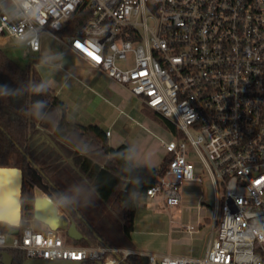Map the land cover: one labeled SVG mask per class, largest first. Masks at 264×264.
<instances>
[{
  "label": "built area",
  "instance_id": "1",
  "mask_svg": "<svg viewBox=\"0 0 264 264\" xmlns=\"http://www.w3.org/2000/svg\"><path fill=\"white\" fill-rule=\"evenodd\" d=\"M45 4L36 23L13 0H0V36L38 35L36 47L25 43L33 51L41 49L45 32L66 41L178 130L164 143L168 169L146 195L162 196L168 207L179 205L183 185L199 178L196 161L212 180L215 207L206 254H138L148 256L150 264H264V0ZM82 9L89 17L75 33L63 36L68 21ZM62 232L23 214L20 232L10 241V234L0 232V249L81 264H119L136 253L125 247L76 245Z\"/></svg>",
  "mask_w": 264,
  "mask_h": 264
},
{
  "label": "trees",
  "instance_id": "2",
  "mask_svg": "<svg viewBox=\"0 0 264 264\" xmlns=\"http://www.w3.org/2000/svg\"><path fill=\"white\" fill-rule=\"evenodd\" d=\"M88 17L89 12L82 9L68 21L63 33H75ZM41 82L46 91L33 95L31 86ZM5 85L17 91L0 98V166L21 167L25 179L51 194L84 234L71 243L132 248L133 195L145 192L166 173L169 157L158 168L131 165L127 146L112 148L99 125L70 120L67 104L40 72L30 64L22 66L0 46V86ZM35 100L46 103L43 120L25 115ZM145 111L179 134L151 107ZM6 250L12 264H23L27 258L23 250ZM119 264L150 263L148 256L132 253Z\"/></svg>",
  "mask_w": 264,
  "mask_h": 264
},
{
  "label": "crops",
  "instance_id": "3",
  "mask_svg": "<svg viewBox=\"0 0 264 264\" xmlns=\"http://www.w3.org/2000/svg\"><path fill=\"white\" fill-rule=\"evenodd\" d=\"M68 34L63 33V36ZM12 38L0 36V46L5 51ZM48 38L54 39L51 46L46 44ZM34 52L39 53L35 68L67 104L70 120L99 125L112 148H129L127 160L131 165L161 166L167 156L164 143L169 138L163 136L165 128L150 119L145 111L147 105L141 98L137 104L133 102L136 97L127 86L91 66L72 51L66 41L49 33L41 35V49ZM197 165L199 178L183 185L179 205L168 207L160 195L134 193L136 209L130 249L143 254L155 252L191 257L206 254L213 228L215 191L207 171L200 163Z\"/></svg>",
  "mask_w": 264,
  "mask_h": 264
},
{
  "label": "water",
  "instance_id": "4",
  "mask_svg": "<svg viewBox=\"0 0 264 264\" xmlns=\"http://www.w3.org/2000/svg\"><path fill=\"white\" fill-rule=\"evenodd\" d=\"M24 170L17 166H0V232L18 234L23 214L35 217L51 229L62 230L74 240H81L84 234L75 221H71L64 209L50 193L34 185L42 196H35L29 205H23ZM130 183L125 189L128 190ZM30 210V212H27ZM0 264H12L11 254L5 250L0 254ZM23 264H81V260L26 258Z\"/></svg>",
  "mask_w": 264,
  "mask_h": 264
},
{
  "label": "rangeland",
  "instance_id": "5",
  "mask_svg": "<svg viewBox=\"0 0 264 264\" xmlns=\"http://www.w3.org/2000/svg\"><path fill=\"white\" fill-rule=\"evenodd\" d=\"M49 39V38H48ZM54 39L50 38L49 40H47V45L51 46V44H53ZM6 53L12 57L15 61H17L19 64H21L22 66H26V65H32L33 67H36L38 64V55L39 53L32 51L25 43L24 44H20L18 43V39L16 38H12L9 43H8V47L6 50ZM129 89V88H128ZM130 90V89H129ZM131 91V90H130ZM131 93H133L131 91ZM134 94V93H133ZM135 95V94H134ZM134 97H136V104L138 103V101L140 102V97L135 95ZM149 117L151 120H154L159 126H162L163 128H165V135H163L164 137L167 138H171L175 133L173 132V130L170 129V127H167L164 123H162V121L157 118L155 115H151L149 114ZM193 133L198 134V130L197 129H192ZM198 160V159H197ZM200 163L199 161H196V164ZM198 166V165H197ZM207 173H205L204 175H206ZM221 193L223 194V191H221ZM35 194L37 195H43V191H39L37 189V187H34L31 183L30 180L25 179L24 180V187H23V205H29L33 198L35 197ZM35 225H37V227L39 226V222L35 223ZM61 236L66 239L69 242H72L73 240L71 238H69L67 236L66 232H62ZM13 238L12 235H8V240L10 241ZM76 245H81V246H93L94 244H76ZM118 247V246H115Z\"/></svg>",
  "mask_w": 264,
  "mask_h": 264
},
{
  "label": "clouds",
  "instance_id": "6",
  "mask_svg": "<svg viewBox=\"0 0 264 264\" xmlns=\"http://www.w3.org/2000/svg\"><path fill=\"white\" fill-rule=\"evenodd\" d=\"M14 4H17L20 10L31 16L32 19L38 23V17L40 15V11L46 10L45 0H38L37 4L33 3V0H13ZM18 43L24 44L26 43L29 47H36L39 43L38 35L36 37L29 38L25 35H20L18 37ZM17 90L9 88L8 86H0V98H5L10 96L12 93H15ZM30 91L33 95H43L46 91V86L43 82L39 84H35L31 86ZM46 108V103L43 100H35L33 101L30 108L25 109V115L30 116L33 119L43 120L46 113L44 109Z\"/></svg>",
  "mask_w": 264,
  "mask_h": 264
},
{
  "label": "snow or ice",
  "instance_id": "7",
  "mask_svg": "<svg viewBox=\"0 0 264 264\" xmlns=\"http://www.w3.org/2000/svg\"><path fill=\"white\" fill-rule=\"evenodd\" d=\"M77 47H79V45H78ZM85 51H86V53H87L89 56H91L94 60H98V59H99L98 56H95V55H94L93 53H91V52H87L86 49H85Z\"/></svg>",
  "mask_w": 264,
  "mask_h": 264
},
{
  "label": "flooded vegetation",
  "instance_id": "8",
  "mask_svg": "<svg viewBox=\"0 0 264 264\" xmlns=\"http://www.w3.org/2000/svg\"><path fill=\"white\" fill-rule=\"evenodd\" d=\"M30 183L33 184L31 181H30ZM33 186H34V185H33ZM35 196H42V195H37V194H35Z\"/></svg>",
  "mask_w": 264,
  "mask_h": 264
}]
</instances>
